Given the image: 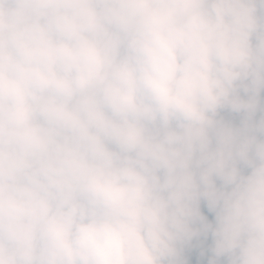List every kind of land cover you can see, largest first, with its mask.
<instances>
[{"label": "clouds", "instance_id": "9594fccd", "mask_svg": "<svg viewBox=\"0 0 264 264\" xmlns=\"http://www.w3.org/2000/svg\"><path fill=\"white\" fill-rule=\"evenodd\" d=\"M0 264H264V0H0Z\"/></svg>", "mask_w": 264, "mask_h": 264}, {"label": "trees", "instance_id": "16d2710c", "mask_svg": "<svg viewBox=\"0 0 264 264\" xmlns=\"http://www.w3.org/2000/svg\"><path fill=\"white\" fill-rule=\"evenodd\" d=\"M190 258H191V254H190Z\"/></svg>", "mask_w": 264, "mask_h": 264}]
</instances>
